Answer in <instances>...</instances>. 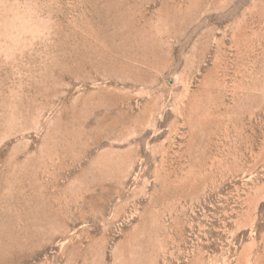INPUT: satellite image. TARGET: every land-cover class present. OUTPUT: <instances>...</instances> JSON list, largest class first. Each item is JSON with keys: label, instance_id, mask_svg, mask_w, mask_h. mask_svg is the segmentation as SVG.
I'll return each mask as SVG.
<instances>
[{"label": "rangeland", "instance_id": "obj_1", "mask_svg": "<svg viewBox=\"0 0 264 264\" xmlns=\"http://www.w3.org/2000/svg\"><path fill=\"white\" fill-rule=\"evenodd\" d=\"M0 264H264V0H0Z\"/></svg>", "mask_w": 264, "mask_h": 264}]
</instances>
